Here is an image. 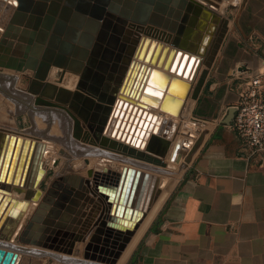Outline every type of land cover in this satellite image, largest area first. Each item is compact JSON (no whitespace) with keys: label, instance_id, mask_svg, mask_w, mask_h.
Wrapping results in <instances>:
<instances>
[{"label":"bare ground","instance_id":"6f19581e","mask_svg":"<svg viewBox=\"0 0 264 264\" xmlns=\"http://www.w3.org/2000/svg\"><path fill=\"white\" fill-rule=\"evenodd\" d=\"M11 1L13 4L17 0H8ZM92 4V6L98 5L102 7L105 11L102 17H100V13L95 10L94 8H91L89 10H84L79 6V3L77 0L72 1L71 8L72 12L71 17H67L66 22H62L61 27H57L55 24L58 20H60V17L55 22L54 17L59 13V10H61V7L66 3V0H34V3L40 2L44 4V2H47V8L44 10L43 14L40 16L37 14L36 17L40 19V27H43V33H39V36L45 41L46 35L50 34L51 39L54 35L55 40L53 42L50 41L48 48L43 56V59L40 61L39 57H31L28 59V56L30 54V46L28 45H20L16 44V41L20 38L19 34L14 33V36H12V39H9L11 42L12 47L10 46V50L7 51V57L11 53L12 48L18 49L16 52H20L21 58L23 62H25V68L24 72L28 76H32L31 80L35 83V92H38L40 95L37 96V102L38 104H45V105H51L53 108L58 109H67V107L73 109L79 118L83 119L85 122H87L89 127H91V132L86 131L85 133L80 130V125L77 127L79 128L80 132L77 134L75 133V136L77 138H82V140L78 143L74 140L71 142L68 141V147L72 149V152L78 151L80 149H83L84 151H91V146L89 145H95L99 147L100 149L104 151H111L113 153H117L118 156L116 157H110V160L106 163L98 164L97 166L93 167V171L90 173H87L86 175L89 177L88 179H79L78 181H72L70 179L67 180V186L65 189V192L67 193H74L76 198L69 199L70 205L66 207V213L60 212V217L56 218V220H50L48 211L50 207L54 204V196H56V193L53 195H50V191L45 193L40 187L42 180L46 176L43 175L39 184L34 187V190H41L42 191V197L40 200L36 203L31 202L30 206L25 213L24 217L20 221V224L18 225V228L16 229V233L12 237L11 240L1 242L0 241V249L7 252H12L13 254H16L18 256L15 264H19L20 262V254L19 252L9 250L8 247L10 245H13L14 238L21 232L23 226L26 225V215L32 211V208L36 210V213L38 215H35L32 218V221L27 225V228H33L34 230H38L39 233L42 235L37 236V239H35L32 243H35L37 245L43 244L42 241L45 239H53V241L56 242V247L58 244L61 243L60 241V234H65L73 232L78 235H87L92 230L89 231L90 227H85L83 230H80V227L77 225H80L81 223L78 220V217L80 216L81 212L78 210V208L86 209L87 204L83 203L82 201H85L84 199H90L89 197L93 196L94 201L97 200V205L93 208L94 216L96 212H98L100 209H102L100 213V218L103 215V213L107 212V209L111 210L113 205H116L117 201L114 200L112 203L108 202L105 198L106 195L104 192L106 191H113L115 187L118 186V184L122 180V174L124 170L127 168H134L135 170H141L144 174H151L152 176H155V182H154V189L151 194V198L149 200V208L145 212L144 216L141 218V220L136 224L134 228H129L128 231L132 232V235L129 237L130 241L125 246V248L121 251H119V255L121 257L119 264H125L127 258L130 256L132 250L134 249L135 245L139 241V236L136 235L134 237L135 232L137 231L138 227L140 226V223H144L143 226H141L139 234L143 233L145 228L147 227L148 222L154 215L156 214L157 210L160 207L161 201L159 200L157 204L156 200L159 196V194L162 192L163 188H167L168 185L171 183L173 177H180V173L174 174L176 170L179 169V166L182 165L181 163L189 162V160L192 158V156L195 153V146L197 141L199 140V135L197 136L195 133H191L190 137L187 139H182V130H195L196 126L195 123H198L194 118L192 119L190 117V114L188 115V111H185L186 109V102L189 98H192V100L196 101L197 99H193V92L194 88L197 85V82L200 78V75L202 74V71L206 68V66L203 64L204 59L201 57L196 56V61L194 62V67L198 59H200V65L198 66L197 72L193 79L186 78L182 74H178L176 70L171 71L170 68H165V63L167 59L169 58L170 52L172 48L174 47V37L175 33H172L168 30H163L159 27H155L152 25H139L138 23L132 21L133 14L138 11V3L140 4L141 0H86ZM196 1V0H195ZM230 1V0H228ZM227 0H216V2L222 3V8L220 10H223L228 5ZM240 0H233V3H238ZM48 2H50V8ZM135 2V7H133V3ZM203 2V0L199 1ZM215 2V4H216ZM207 6L209 4L205 3ZM218 14V7L217 4L215 5V11ZM61 13V11H60ZM59 13V15H60ZM196 13L199 14L200 11L196 10ZM48 14V16H47ZM222 16V14H220ZM39 16V17H38ZM47 17V18H46ZM130 17V18H129ZM223 17V16H222ZM197 19L195 16L193 17V21ZM191 20V21H192ZM50 21V23H49ZM65 21V20H64ZM192 21V22H193ZM54 22V23H53ZM50 24V25H49ZM179 24V23H178ZM56 26V29H55ZM115 27V28H114ZM8 25L3 24V26H0V36L2 37L4 35V32L7 30ZM114 28V29H113ZM23 29V26H22ZM114 31H113V30ZM24 30V29H23ZM26 30V33L22 31L20 34L24 36V38H30L32 36H36L35 30ZM149 36V40L147 41V46L144 48V54L141 55V51L143 48V43L146 42V38ZM151 37V38H150ZM144 38L143 42L142 39ZM22 40V38H21ZM31 40H29L30 42ZM42 41V42H43ZM155 43L153 44V42ZM36 44L35 41H33V46ZM97 44V45H96ZM160 45V50L157 56V61L155 63H152L150 59L146 60L145 56L147 55L149 48H151L150 53L156 51L158 46ZM32 46V47H33ZM20 47V48H19ZM168 47V52L165 53L164 61L161 62V64L158 63L161 54L164 51V48ZM22 48V49H21ZM25 52H21L23 49H25ZM20 49V50H19ZM178 50H175V53L172 56V59L170 60L171 65L174 61V58L176 56V52ZM1 53V52H0ZM3 53V52H2ZM17 59H11V64L17 63ZM27 61H30L35 64L36 67H38L41 64H45V68L42 71V74L44 75H38L36 76V71L34 68L30 65H28ZM146 65L150 67V69L157 70L156 74L153 77L152 85L155 88L162 89L161 95H165L168 93V85L169 82L173 79L176 80L174 85L172 86V95L173 98L182 97L184 88H183V82H189L192 87L190 89V92L183 98V104L181 108L177 111L176 114L172 113H164L160 109L154 110V114L158 116V126H162V122L164 119H167V124L163 126V131L159 136L162 138L163 141L160 142H154L156 151L149 152L148 146L154 147V143L152 142V136L148 138L147 144L145 146L137 147L138 150L149 154L155 159H159L162 162L161 163H152L145 160H140L131 156H128L124 154L123 148H120L124 145L125 147H131L132 144L128 141L118 137L114 136L113 134H109L107 132H101V128L104 127L103 120L104 116L107 113L108 109L111 107H114V104L117 100L121 99L120 95L124 94L121 91L117 92L116 97L111 96L108 92H114L113 84L112 82V72L114 71H126V75L130 71V76L133 71H135V74L138 73L141 65ZM180 65V64H179ZM178 65V67H179ZM13 66V68H15ZM55 67V68H53ZM193 67L192 71L195 70ZM60 68V69H58ZM28 70H32V73L30 74ZM69 71L72 72L74 75H76L79 78L78 86H74L72 83V79L69 80V83L71 84L70 87H60L59 80H62V77L65 75H69ZM159 71V72H158ZM52 72V74H51ZM164 73L169 75L168 80L162 76ZM118 74V72L116 73ZM51 75V76H50ZM109 75L111 77V83H107V86L105 87V91H102V86L105 78ZM59 80H58V79ZM60 80V81H61ZM88 81V82H86ZM91 81V82H89ZM91 83V84H89ZM168 84V85H167ZM74 88H71L73 87ZM131 87H129L130 89ZM30 91V90H29ZM34 93V92H33ZM35 94V93H34ZM126 97L130 98L128 94H126ZM114 102V104L112 103ZM99 109L102 111L100 112ZM99 111V114L95 116L96 112ZM189 116V117H188ZM95 119L94 121H92ZM182 119V120H181ZM183 120L186 122V125L182 124ZM193 120L195 122H193ZM78 122V119H76ZM56 129H58L60 132L62 131L63 127L56 126ZM8 136H14L16 138H20L25 140H29L31 142L36 143V150L38 149V155L36 157V150L33 152L34 156L36 157V163L37 159L42 163V168L46 170V164L48 161L50 163L55 162L54 160L58 159V155L64 154V149L60 151L59 149L56 150H50V146H48V143L42 140H36L31 138H26L23 135L15 134ZM193 140H197L196 143H191ZM107 143V145H105ZM166 143V144H165ZM165 144V145H164ZM66 145V144H62ZM136 146V145H135ZM172 147V150L170 151ZM41 151L43 152V156L41 157ZM160 151V152H159ZM170 151L169 157H167V154ZM95 154H101L104 153L101 152H95ZM187 155V156H186ZM33 156V157H34ZM113 156V155H111ZM186 156V160L184 159ZM126 157H131L136 160H139L143 163H150L155 164L156 166H160L163 168L170 169V173H173L170 177L165 176L162 177L160 173L154 172L152 170H143L139 167L140 164L136 165H127V162L125 164H122L118 167L117 164H120V162L124 161ZM101 158V157H98ZM115 159V161H114ZM85 163H90V158L85 159ZM119 161V162H118ZM185 161V162H184ZM35 163V169L33 172V178L37 175V164ZM120 168L118 170V168ZM114 170V169H116ZM144 168V167H142ZM179 172V171H178ZM47 173V170H46ZM73 183V184H72ZM70 184L72 185V188L69 189ZM76 187H75V186ZM77 188L75 192L74 188ZM52 192V190H51ZM93 194V195H92ZM14 196H17L14 194ZM20 198L23 197V195L18 196ZM66 199L64 201H68V198H70L69 195L65 196ZM45 198L47 200H45ZM52 200V201H50ZM101 202V203H100ZM147 203V200L144 202L143 206H145ZM118 204V203H117ZM54 206L59 208H64L65 204L61 201L59 203H55ZM31 208V209H30ZM72 208V211H69L68 209ZM43 215H46L48 217L44 218ZM92 216V214L90 215ZM109 220H111L110 213L108 214ZM61 218V219H60ZM93 218V217H92ZM99 218V219H100ZM94 223V225L99 223V220ZM50 220V221H49ZM91 221V220H90ZM89 221V222H90ZM143 221V222H142ZM48 222V223H46ZM42 223V224H41ZM76 224L77 227L73 226ZM92 224V223H91ZM90 224V225H91ZM93 225V226H94ZM60 226H63L64 228H61ZM89 226V225H88ZM67 228H73L76 229V231H67ZM50 231L52 233V236H47L45 232ZM128 231L126 233H128ZM120 231H117V236H119ZM125 233V234H126ZM28 234V230H25L23 232V235ZM24 237V236H23ZM41 237V240L38 241V238ZM46 237V238H45ZM133 237V238H132ZM1 240V239H0ZM4 241V240H3ZM86 241V240H85ZM9 244V245H7ZM44 245V244H43ZM101 247V246H100Z\"/></svg>","mask_w":264,"mask_h":264},{"label":"water","instance_id":"95a60500","mask_svg":"<svg viewBox=\"0 0 264 264\" xmlns=\"http://www.w3.org/2000/svg\"><path fill=\"white\" fill-rule=\"evenodd\" d=\"M72 1L74 0H66V3L61 7L60 20L56 23L58 28L61 27L62 22H66L67 17H71V13H73L71 8ZM77 2L84 10L94 8V11L97 10L100 13V17L104 14L105 10L98 5L92 6L86 0H77ZM205 3L209 4V6ZM132 5L135 7V2ZM215 5L214 0H203V2L195 0H141L140 4L138 3V11L131 18L132 21L139 25H152L175 33L173 40L174 47L165 63V68L169 67L171 71L176 70L178 74H182L181 72H183L186 80L188 78H194L200 65V59H198L194 67L196 56L202 59L205 58L203 64L206 68L202 71L197 85L194 88L193 99H198L202 92L220 46L228 32L229 20L214 12ZM46 8L47 2L43 4V2L34 3V0H17L13 4L8 0H0V26H3V24L8 25L4 35L2 37L0 36L1 63L4 64L7 51L10 50V46L12 47L9 39H12L14 33L19 35L22 31L26 33V30L22 29L24 25L25 29L29 28L38 31L41 21L36 15L38 14L40 16L43 14ZM196 10H199L200 13L197 14ZM194 16L197 19L193 21ZM54 40L53 35L50 41L53 42ZM143 40L144 38L142 42ZM145 40L146 42L143 43L141 55L144 54V48L147 46L149 36ZM151 48H149L145 59H150L152 63H155L160 45L152 54L150 53ZM176 49L178 51L176 52L174 61L169 65ZM166 52H168V47L164 48L158 61L159 64L164 61ZM27 63L34 68L36 76L41 75L45 68V64L36 67L30 61H27ZM193 67L195 70L192 71ZM117 72L118 74H116ZM156 72L157 70H152L144 64L140 66L138 73L135 74V71H133L131 76L130 71L127 75L124 70L112 72L111 77L113 76L112 82L114 81V84L111 83V77L109 75L105 78L102 86L103 92L109 82L113 84L115 91H105L106 93H110L114 97H116L119 91L124 94L120 95L121 99L117 100L115 104L112 102L114 107L109 108L105 114L103 120L104 127L101 128V132L111 133L131 143V147H125L124 145L121 147L120 145V148H123L124 154L152 163H161V160L155 159L149 154L138 150L139 147L147 144L146 142L150 136H152L153 143L163 141L159 134L163 131V126L167 124V119L163 120L162 126H158V116L154 114L153 109H160L164 113L173 112L176 114L183 104V98L190 92L192 85L187 81L183 82L184 91L182 97L173 98L170 94L172 93V86L176 82L173 79L172 82H169V85L167 84L168 93L161 95L162 89L150 85ZM162 76L165 80L169 78V75L166 73L165 75L163 73ZM34 86L35 83L31 80L30 91L35 90ZM129 87L131 88L129 89ZM126 94L130 98L126 97ZM99 111L102 112L100 109ZM99 111L96 112L95 116L99 114ZM202 139L200 137L197 141L195 151ZM156 143H154V147L148 146L149 152L156 151L154 149ZM138 145L139 147H137ZM36 147L34 141H24L23 139L14 136L10 137L7 133L0 132L1 240L9 241L12 239L30 203H36L42 197V191L39 189L34 190V187L39 184L42 176L46 174V170L42 168L41 160L38 161L37 159V163L35 162L38 155V149L36 150ZM35 150L36 157L33 155ZM42 156L43 152L41 151ZM35 163L37 164V175L33 178ZM121 178V182L113 191L104 192L108 202L112 203L116 200L118 204L116 203V205L112 206L111 210L107 209V212L103 213L99 219V223L96 224V230L90 242L85 248L87 252L88 246L91 244L101 246L98 251L99 255L85 256L100 263L117 264L120 258L118 256L119 251L125 248L130 241L129 237L132 235V232L128 231V229L131 227L134 228L149 208L148 202L151 198L156 179L155 176L149 173L144 174L141 170H135L134 168H126ZM50 193L54 194L53 191H50ZM14 194L17 196H14ZM20 195H23V197H18ZM61 198L66 199L64 195ZM45 200L47 199L45 198ZM146 200L147 203L143 206ZM68 210L72 211V208ZM109 213L111 220L108 217ZM60 227L64 228L63 226ZM117 231H120L119 236H117ZM127 231L128 233H126ZM69 234H60V236L63 235L71 239H68L64 248H57L56 242L53 239L51 240L55 245L50 246V248L61 249L65 253L71 254L74 251L76 242H84L86 240V235ZM102 235H105V238ZM116 243L118 244L116 245ZM17 258L18 256L16 254L12 252L6 253L0 249V264H15Z\"/></svg>","mask_w":264,"mask_h":264},{"label":"crops","instance_id":"0c3cea01","mask_svg":"<svg viewBox=\"0 0 264 264\" xmlns=\"http://www.w3.org/2000/svg\"><path fill=\"white\" fill-rule=\"evenodd\" d=\"M231 9L228 32L192 109L203 139L144 232L137 229L140 244L125 264H264V162L250 156L233 128L241 78L264 73V0ZM96 160L94 166L105 163ZM78 210L80 228L101 213L92 218L90 210ZM88 247L86 256L99 255L98 245Z\"/></svg>","mask_w":264,"mask_h":264},{"label":"rangeland","instance_id":"374dc122","mask_svg":"<svg viewBox=\"0 0 264 264\" xmlns=\"http://www.w3.org/2000/svg\"><path fill=\"white\" fill-rule=\"evenodd\" d=\"M196 1H201V0H196ZM243 1L244 0H240L238 3H233V0H230L228 1L229 2L228 5L225 8H223V10H220L222 8L221 7L222 3L216 2V0H214V2H216L217 4L219 13L222 14L223 18H226V19L228 18V15L230 14L232 10L231 8L241 6ZM48 4H49L48 8H50L51 3L48 2ZM60 11L61 10H59V13ZM59 13L54 17L55 22L59 18ZM23 29L25 30V25L23 26ZM27 30H34V29L28 28ZM36 32H37L36 36L35 37L32 36L30 38H24V36L20 34L21 36L16 41V44H20L22 46H24L25 44L26 45L29 44L31 51L28 56V59H30L31 57L38 56L41 61L48 48L51 36L50 34L46 35L45 41H43V39H41L42 36L41 37L39 36V33L44 32L43 27H39V30ZM21 38H22V41H21ZM29 40L31 41L29 42ZM33 41L36 42L34 46H33ZM16 50L15 48H12L11 53L8 55V59L6 61L3 60L4 64L1 63L0 61V132H4L10 135L20 134V135L25 136L26 138H31V139L33 138L36 140L40 139L48 143V146H50L49 147L50 150L57 151L59 149V154H60V151L64 149V154L58 155V159L54 160L55 162L50 163L48 161L47 163H45L47 173L44 179L42 180L41 187H40L47 194L51 190L54 193H56V196L53 197L54 204L55 202L57 203L61 201L65 204V207L62 209L54 206L53 204L48 211L46 210V212L49 214L48 215L50 217L49 219L56 220L58 216L60 217V212L66 213V210H67L66 207L70 205L69 199L76 198L74 193L70 194V193L65 192V189L68 183L67 180L70 179L72 181H78L79 179H82V178L88 179L89 177L86 174L93 171L94 168L90 169V167H95L93 163L97 161L96 160L97 157H101L102 159L104 158L105 159L104 161L106 163L110 160V157L111 158L116 157L119 154L117 155V153H113L111 151H104L95 145H89L91 146L89 147L91 148V151L90 150L84 151L83 149H80L78 151L72 152V149L68 147V141L71 142L72 140H74L79 143L82 140V138L81 139L77 138L75 136V133L78 134L80 130H82L84 133L86 131H89L92 133L91 127H89L88 126L89 124L85 122L83 119L79 118L73 109L67 106H66L67 109L65 108L58 109V108H53L50 104L49 105H45L43 103L38 104L37 96L39 97L40 94L38 92H35V90L29 91L31 87V77L32 76H28L25 74L24 72L25 62L20 60L21 58H23V56L20 55L21 54L20 52L17 53ZM25 50L26 48L23 49V51L21 52H25ZM17 58H19L17 63L15 62L14 65L11 64L10 60L17 59ZM21 63H24V65L19 66ZM15 65L16 67L13 68V66ZM28 72L31 74L32 70H28ZM79 78H81V76H79ZM79 78L69 71V75L63 76L62 80L60 79L61 81L58 78L57 79L59 80L60 87L67 88V87H70L71 85L69 83L70 79H72V83L74 84V86L77 87ZM74 86L71 88H74ZM194 102L195 101L192 100V98H189L185 104L186 105L185 111L189 112L188 115L190 114V117L192 119L194 118L192 114ZM76 119H78V122L76 121ZM193 122L195 121L193 120ZM182 124L186 125V122L183 120ZM195 124L196 126H193L194 124L191 126V127H196L195 130L193 129L191 130V128H189L190 130H187V128L184 131L182 130V133H181L183 137L182 139L185 140L187 139V137L189 138L191 133H195L198 136L197 134L198 124L197 123ZM79 125H80V130H78L79 128H77ZM56 126L63 127L62 131L60 132L58 129H56ZM196 141H197L196 139L193 140L192 138L191 143L195 144ZM62 144H66V145H62ZM171 150H172V147L170 151ZM94 151L101 152L104 154L103 155L95 154ZM170 151L167 154V157H169ZM186 156L184 158L185 160H186ZM86 158H90L89 164L85 163ZM125 162H127V165H132V164L133 165H136V164L147 165L149 167V170L160 173L162 177H165V176L170 177L173 174V173H170L171 171L170 169L156 166L155 164L154 165L150 163L146 164V163H143L131 157H126L124 161L120 162V164H117L118 167L122 164H125ZM181 164L182 165L179 166V169L176 170L174 174L180 173L184 170L183 168L185 167L186 162L184 164L183 163ZM117 168L114 170L118 171L120 169L118 168L117 170ZM136 168L142 169L141 167H136ZM174 179L175 178L173 177L171 183L168 185L167 188L162 189V192L159 194L157 198L158 201L159 200L161 201V198H163V196L165 195L166 190H168L167 191V194H168L170 190L173 187H175L178 181L176 179V182H175ZM71 188H72V185L70 184L69 189ZM74 189L75 190H73V192H75L77 188H74ZM62 195L64 196L69 195L70 198H68V201H64V198L63 199L61 198ZM89 198L90 199H87V198L84 199L85 201H82V202L87 204V208L85 210L86 212L87 210H90L88 213L91 215L93 214L92 210L94 206L97 205L99 201L97 200L98 203L97 201L91 202V201H94V197L91 196ZM158 201L155 204H157ZM100 211H102V209H100L99 212ZM35 215H38V214L36 213V210L32 208V211H30L26 215V220H27L26 225L23 226L21 232L14 238V242H13L14 244L8 247L9 250L19 252L21 256L19 264H106V263H100L95 260H92L91 258L85 257L86 255H85V244L84 243L85 242L88 243V241H90L91 237L93 236V235H89V233L86 235V241L76 242L74 251L71 254L65 253L64 250H61V249L58 250V249L50 248V246L55 245V243L51 239H45V241H42L44 245L43 244L37 245L35 243H32L35 239H37L38 234L42 235L41 233L38 232V230H34L33 228H30V229L27 228V225L32 221V218ZM48 216L43 215L44 218ZM99 218H100V214L98 213L93 223L89 222L86 224H82V227L80 228V230H83V228L88 227L89 225L90 227L89 230H92V234H93V232L96 230V225L93 226L94 222H96V220H98ZM144 223L145 222L141 223L139 227L141 228V226H143ZM70 224L72 225V227L74 226L72 223ZM25 230H28V234L23 235V232ZM138 230L136 234L138 233ZM67 231L69 232L76 231V229L67 228ZM45 234L48 236L50 235L52 236V233L50 231L45 232ZM102 236L105 238V235H102ZM59 238L61 239L62 243L64 242V245L66 244L68 239L71 240L70 238L63 236V235H61ZM39 240H41V237L38 238V241ZM140 240L135 245L130 256L135 255L138 249V246L140 244ZM0 241L5 243V240L4 241L0 240ZM117 244L118 243H116V245ZM98 247L100 246L98 245ZM98 251L99 250H97V252ZM118 251H119V248H118ZM97 252H94V254H96ZM130 256L127 258L128 261H129Z\"/></svg>","mask_w":264,"mask_h":264},{"label":"built area","instance_id":"2783aa9c","mask_svg":"<svg viewBox=\"0 0 264 264\" xmlns=\"http://www.w3.org/2000/svg\"><path fill=\"white\" fill-rule=\"evenodd\" d=\"M241 79L233 128L250 156L264 162V73H249Z\"/></svg>","mask_w":264,"mask_h":264}]
</instances>
